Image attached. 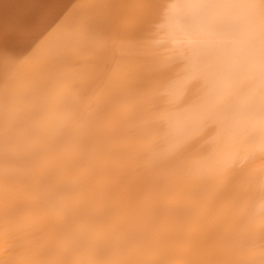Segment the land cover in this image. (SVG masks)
Listing matches in <instances>:
<instances>
[{
    "label": "bare ground",
    "instance_id": "1",
    "mask_svg": "<svg viewBox=\"0 0 264 264\" xmlns=\"http://www.w3.org/2000/svg\"><path fill=\"white\" fill-rule=\"evenodd\" d=\"M0 264H264V0H0Z\"/></svg>",
    "mask_w": 264,
    "mask_h": 264
}]
</instances>
